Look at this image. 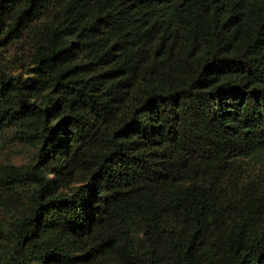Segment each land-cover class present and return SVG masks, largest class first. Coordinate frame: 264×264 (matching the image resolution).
Masks as SVG:
<instances>
[{"label":"trees","instance_id":"16d2710c","mask_svg":"<svg viewBox=\"0 0 264 264\" xmlns=\"http://www.w3.org/2000/svg\"><path fill=\"white\" fill-rule=\"evenodd\" d=\"M0 264H264V0H0Z\"/></svg>","mask_w":264,"mask_h":264}]
</instances>
